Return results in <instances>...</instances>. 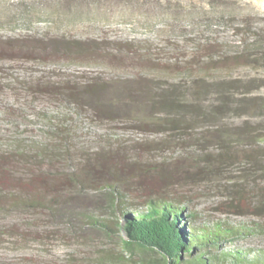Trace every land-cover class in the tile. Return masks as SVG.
I'll use <instances>...</instances> for the list:
<instances>
[{"label":"rangeland","instance_id":"obj_1","mask_svg":"<svg viewBox=\"0 0 264 264\" xmlns=\"http://www.w3.org/2000/svg\"><path fill=\"white\" fill-rule=\"evenodd\" d=\"M88 81L100 91L99 116L62 98L65 87ZM172 92L205 104L229 97L219 118L193 132L264 131V0H0V137L40 138L54 117L85 143L96 136L140 141L143 161L162 174L163 195L188 193L199 221L253 226L225 246H264L263 208L226 211L240 185L251 204L264 200V171L234 163L205 178L184 167L186 159L175 162L184 150L218 148L161 144L168 136L161 114H150ZM103 196L89 191L81 203L93 211ZM117 230L46 208L0 209V264H135L156 255L124 245Z\"/></svg>","mask_w":264,"mask_h":264},{"label":"trees","instance_id":"obj_2","mask_svg":"<svg viewBox=\"0 0 264 264\" xmlns=\"http://www.w3.org/2000/svg\"><path fill=\"white\" fill-rule=\"evenodd\" d=\"M91 82L84 83L82 89L65 87L62 98L74 103L76 109L99 116L104 104L100 91ZM162 98L160 109L150 114V118L161 114L158 124L168 134L161 144L200 147L212 143L218 148L216 152L200 154L184 150L174 158L175 162L186 159L185 164H180L205 178L221 174L234 163H251L256 170L264 171V166L259 165L264 163V131L245 128L235 132H193L208 124V119L221 116L230 104L228 96L210 104L182 101L174 92ZM44 125L48 131H43L40 138L0 137V209L46 208L97 230L117 232L123 223L129 237L122 240L124 245L135 244L156 252L133 261L135 264H264V246H225L250 233L253 226L213 219L199 221L188 193L163 195L156 185L162 174L143 161L141 153L146 150L140 141L132 144L96 136L89 144L54 117ZM154 188L159 190L157 194L152 193ZM233 190L226 211L244 214L245 208H254L255 213L264 209V200L251 204L241 185ZM89 191L103 192L104 205L96 203L89 211L82 204ZM109 211L116 221L102 219L101 213Z\"/></svg>","mask_w":264,"mask_h":264},{"label":"water","instance_id":"obj_3","mask_svg":"<svg viewBox=\"0 0 264 264\" xmlns=\"http://www.w3.org/2000/svg\"><path fill=\"white\" fill-rule=\"evenodd\" d=\"M121 232H122V240H128L127 229L125 228V224L121 223Z\"/></svg>","mask_w":264,"mask_h":264}]
</instances>
